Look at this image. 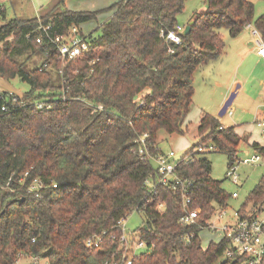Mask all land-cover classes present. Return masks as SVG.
Returning a JSON list of instances; mask_svg holds the SVG:
<instances>
[{
    "label": "trees",
    "instance_id": "16d2710c",
    "mask_svg": "<svg viewBox=\"0 0 264 264\" xmlns=\"http://www.w3.org/2000/svg\"><path fill=\"white\" fill-rule=\"evenodd\" d=\"M64 1L31 19L7 18L0 11L7 21L0 32V77L28 85L14 110L0 112V264H13L18 254L39 255L48 264L112 262L118 242L110 236H118L119 220L136 208L143 215L138 235L148 249L132 264H241L243 257L224 255L230 247L224 235L201 247L202 228L180 220L179 191L156 185V193L148 195L144 182H155L158 172L138 153L136 138L146 135L147 152L155 155L160 135L186 132L196 70L222 56L221 30L233 38L250 24L264 41V14L254 18L249 0H205V9L186 22H193L191 29L176 45L164 34L179 25L186 0H120L105 10L112 15L97 35L83 34L80 25L102 10L71 11ZM40 24H50L51 36L77 27L86 49L62 63L47 38L42 45L35 42L42 36ZM9 35L13 39L4 41ZM24 56L41 62L28 68ZM66 86L67 100L60 101ZM35 99H51V106L37 109ZM198 121L197 140L175 171L191 182L190 209H200L203 225L232 197L211 177L204 154L192 151L199 143L212 145L227 155L229 166L242 139L233 126L224 127L206 112ZM36 177L45 187L26 190ZM238 210L247 219L264 211V174ZM89 236L101 237L99 246L86 248Z\"/></svg>",
    "mask_w": 264,
    "mask_h": 264
},
{
    "label": "rangeland",
    "instance_id": "374dc122",
    "mask_svg": "<svg viewBox=\"0 0 264 264\" xmlns=\"http://www.w3.org/2000/svg\"><path fill=\"white\" fill-rule=\"evenodd\" d=\"M120 0H65L64 5L68 10L71 11H97L102 10L95 20L84 22L80 25V30L83 34L99 32L98 27L100 24L108 20L110 12L105 11L107 8L112 6L114 3ZM254 5V18L264 14V0H249ZM58 0H4L3 5L5 8L7 18H22L31 19L32 17H39L46 15L48 10L57 3ZM205 0H186L184 2V10L179 14L177 18L178 24L186 25V21L190 14L200 12L204 10ZM112 15V14H111ZM249 31L253 29V26H245ZM245 30V28L243 29ZM246 30L245 32H247ZM222 38L225 41L226 50L235 47V41L238 38H232L228 35L225 29L221 30ZM254 38V37H253ZM240 39V38H239ZM255 40V38H254ZM250 47V46H249ZM248 48V47H246ZM231 52H229L230 54ZM25 56L21 58L25 60ZM29 58L25 60V64L28 68H33L38 65L39 59ZM229 57L223 60L213 61L210 64H206L203 69L194 76L193 87L195 89L192 98V107L185 117L186 132L182 135H160L157 139L159 140V149L162 153L173 151L176 155V159L183 156V153L187 151L197 140V127L199 123V117L203 107L208 106L209 100L214 102V99L218 98L221 93V88L218 87L217 83L226 80L229 74H235V81L233 88L240 82L243 85H239L238 94H236L232 105L230 106L232 113L230 116L225 114L222 118L217 119L224 126L234 125L235 132L242 139L236 147L235 157L238 159L248 158L255 154L252 145L254 141L258 142L264 147V141L259 135V131L254 123V117L261 102H259V91L261 89L260 83H264V64H257L252 55H247L243 63L232 71V67L225 66L229 61ZM229 60V61H228ZM225 66V67H224ZM224 67V68H223ZM14 87L21 91H27L28 85L17 81H11ZM228 97V96H227ZM209 108V107H208ZM207 158L211 164V177L214 180L222 181L224 190L231 194L236 191L238 194L237 198L229 199L227 205L226 216H231L233 211L240 209L241 205L245 202L249 192L255 187V184L261 179L264 174V166L261 164L243 165L237 164V173L239 175L236 184L231 183L226 178V172L228 167L227 155L222 152L215 151L201 155ZM142 213L135 211L132 212L124 220L125 229L127 231H136L142 226ZM212 223L215 225V231H208L202 229L199 232V239L201 247L207 246L210 242L217 243L223 238L222 232L218 227L220 223L216 218V215L212 216ZM233 221L230 217H226L223 221ZM137 255L147 254L143 248H136L134 251ZM39 263H44L43 260H39ZM18 264H31L28 258H22Z\"/></svg>",
    "mask_w": 264,
    "mask_h": 264
},
{
    "label": "built area",
    "instance_id": "2783aa9c",
    "mask_svg": "<svg viewBox=\"0 0 264 264\" xmlns=\"http://www.w3.org/2000/svg\"><path fill=\"white\" fill-rule=\"evenodd\" d=\"M4 0H0V11L5 10L3 5ZM248 27L250 24L247 25ZM52 27L48 25H39L37 31L42 33V36H36L35 42L37 44L43 43L45 38L49 40L51 44L54 45L57 50L58 57L62 63L66 61H71L82 54V51L86 49V44L83 43V35H79V29L77 27H72L65 35L51 36L49 31ZM184 26L182 24L177 25L173 30H168L165 34V40L172 42L176 45L181 44L182 40L180 34L183 32ZM34 32L26 35V38H31ZM251 34L255 38L254 45L256 49V54H258L262 59H264V41L259 38L257 32L252 29ZM13 35L7 36L4 41H11ZM61 73V71H60ZM62 76V75H61ZM64 84V80H62ZM68 87L62 88L60 95L57 97L60 101L67 100V91ZM24 93V92H23ZM24 96V94H23ZM22 96V98H23ZM11 94L0 93V112H8L14 110L18 99H22ZM140 96L136 99L139 102ZM84 100V99H83ZM82 100V101H83ZM33 104H35L37 109L43 107L49 108L51 106V99H35ZM97 109H101V106H96ZM232 113L231 108L226 112L228 116ZM254 123L259 131V135L264 141V98L262 104V110L259 116L254 118ZM223 128V127H221ZM146 135L139 136L136 138V143L138 146V153L147 155L150 158L155 166L156 171L158 172L157 180L154 182L152 179H147L144 182L145 187L147 188L148 195L156 193V185H163L171 187L173 190H177L181 196L182 203V217L181 222L183 225L196 224L202 229L208 231H215L216 227L213 225L212 216L216 215L220 225L218 226L222 232V235L227 237L230 240V247L227 248L225 256L227 258H232L234 255L243 257L241 264H262L264 261V211L256 213L250 219L241 218L239 210L233 211L231 216H226L227 206L218 208L215 210L207 220L205 224H201L200 219V209H190L191 204V182L187 180H181L177 175L175 168L183 160L187 158L183 155L180 158L176 159V155L173 151H168L162 153L161 151L155 155H149L147 152V142ZM194 154H207L210 152L215 153V148L212 145L199 143L192 151ZM255 154L249 156L248 158L238 159L235 158L231 165L227 167L226 178L231 181V183L236 184L239 178L237 173V164L243 165H253L261 164L264 166V147L260 146L259 149H254ZM28 176V173L25 172L22 177H20L18 184L24 185L25 179ZM11 180V177L8 178V182ZM45 187L44 181L39 178H33L30 183L27 185V189L30 192H37L38 190ZM55 187V184L52 185ZM146 197V196H145ZM232 199L238 197L236 191H233L231 194ZM158 210L164 208V204L158 203ZM140 212L139 208H136L133 212ZM226 217H230L233 221H225ZM123 220H119V233L118 236H110L112 240H117L118 249L112 255V262L106 260L104 264H132L139 255L135 254L134 251L136 248L148 249L147 243L138 235V231H127L125 229V224ZM102 238L97 236H89L85 241V247L92 249L101 243ZM153 247V246H152ZM114 255H117L118 259L114 260ZM18 260L13 264H18L22 258H28L31 264H48V261L41 256L37 255H23L18 254ZM39 260H43L44 263H39Z\"/></svg>",
    "mask_w": 264,
    "mask_h": 264
},
{
    "label": "crops",
    "instance_id": "0c3cea01",
    "mask_svg": "<svg viewBox=\"0 0 264 264\" xmlns=\"http://www.w3.org/2000/svg\"><path fill=\"white\" fill-rule=\"evenodd\" d=\"M205 9V7H204ZM111 12H110V16H111ZM194 13L190 14V16L188 17V20L191 18V16L193 15ZM109 16V17H110ZM187 20V21H188ZM186 21V22H187ZM181 24V23H180ZM183 25V24H182ZM248 27V26H247ZM245 30H242L236 37H233V38H238L237 41H235L236 43L234 44L235 47L233 49H229V52H231L229 54V52L226 50V45H225V48L223 49V52H222V56H220L218 59H216V61H219V60H223L224 58L226 57H229L230 55V58L229 60L231 59V56L233 57V60L229 61V63H227L225 66L229 67L231 66L232 67V71L235 70L237 67H239L245 57L247 55H252L255 59V62L257 64H264V59H262V57H260L258 54H256V49H255V45H254V38H253V35L251 34V31H249L246 27H244ZM246 30H248L247 32H245ZM240 38V39H239ZM250 46V47H249ZM248 47V48H246ZM215 61V60H213ZM212 61V62H213ZM39 62H41V60L39 59ZM210 64V63H209ZM224 66V67H225ZM204 67L206 66H203L201 68H199L198 70H196V72H200L202 70V72H204ZM223 67V68H224ZM196 75V74H195ZM235 74L231 75L229 74L228 75V78L226 80H223V81H220L219 83H217L218 87L221 88V93H220V96L216 99H214V102H212L211 100H209L208 102V106L207 107H203L202 111L203 112H206L208 113L209 115H211L212 117H215L217 119H220L217 114L221 108V106L223 105L222 103L224 102V100L227 98V96L230 94V91L233 89V83L235 81ZM194 84V82H193ZM241 85H243V82L241 81L240 82ZM237 86V94H238V89H239V85ZM260 86H261V89L259 91V102H261L260 106L258 107L257 111H256V114H255V117L256 116H259L260 113H261V110H262V104H263V98H264V83L261 82L260 83ZM209 107V108H208ZM201 111V112H202ZM254 117V118H255ZM222 118V117H221ZM224 126V125H223ZM234 125H230V126H224V127H231ZM235 131V129H234ZM236 133V132H235ZM237 134V133H236ZM238 135V134H237ZM254 143H258L256 141H254ZM259 144V143H258ZM260 145V144H259ZM261 146V145H260ZM232 194V193H231ZM237 198V197H236ZM232 199V198H231Z\"/></svg>",
    "mask_w": 264,
    "mask_h": 264
},
{
    "label": "water",
    "instance_id": "95a60500",
    "mask_svg": "<svg viewBox=\"0 0 264 264\" xmlns=\"http://www.w3.org/2000/svg\"><path fill=\"white\" fill-rule=\"evenodd\" d=\"M7 24L6 20L0 19V32L1 28ZM193 24L192 21L188 22V24L184 27V30L182 32L183 35H187L191 29V25ZM6 93V94H11L16 97L22 98L23 96V91L19 90L18 88L16 89L14 85L11 83L6 78L0 77V93ZM237 94V85L230 91V94L228 97L224 100L222 103L223 105L221 106L217 116L221 118L226 114V112L230 109V106L232 105V101L234 100L235 96ZM24 198H21L20 202L23 201Z\"/></svg>",
    "mask_w": 264,
    "mask_h": 264
}]
</instances>
